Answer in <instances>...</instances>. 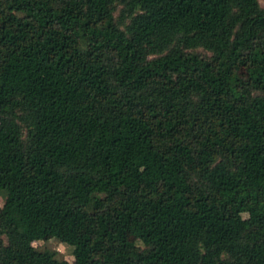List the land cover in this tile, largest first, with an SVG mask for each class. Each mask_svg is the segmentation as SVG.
Wrapping results in <instances>:
<instances>
[{
	"label": "trees",
	"instance_id": "16d2710c",
	"mask_svg": "<svg viewBox=\"0 0 264 264\" xmlns=\"http://www.w3.org/2000/svg\"><path fill=\"white\" fill-rule=\"evenodd\" d=\"M0 192V264H264V6L0 0Z\"/></svg>",
	"mask_w": 264,
	"mask_h": 264
},
{
	"label": "rangeland",
	"instance_id": "374dc122",
	"mask_svg": "<svg viewBox=\"0 0 264 264\" xmlns=\"http://www.w3.org/2000/svg\"><path fill=\"white\" fill-rule=\"evenodd\" d=\"M258 2L261 6H264V0H258ZM238 72L241 75H245L246 73L244 68H238ZM3 200H4V194L0 192V205L2 204ZM123 232L127 236V238H129L136 244H140L139 233L137 231L129 229ZM32 244L39 249L50 248L56 250L57 256L59 258H65L67 260L72 259L71 246L59 240L55 229H49L46 235L42 239L35 240L33 241Z\"/></svg>",
	"mask_w": 264,
	"mask_h": 264
}]
</instances>
